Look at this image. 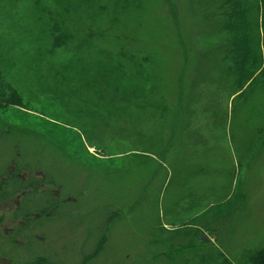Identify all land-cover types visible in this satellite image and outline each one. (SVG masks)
Wrapping results in <instances>:
<instances>
[{
	"label": "rangeland",
	"instance_id": "obj_1",
	"mask_svg": "<svg viewBox=\"0 0 264 264\" xmlns=\"http://www.w3.org/2000/svg\"><path fill=\"white\" fill-rule=\"evenodd\" d=\"M139 1L144 10L112 34L127 50L147 47L155 55L158 97L143 88L131 95L127 83L112 88L132 106L149 101L161 111L136 137L125 122L110 120L102 136L88 139L67 120V105L40 91L29 64L13 66L0 50V264L260 263L264 90L244 102L243 94L205 87L203 102L186 117L197 63L187 45L195 0ZM22 7L0 6L3 43L29 42ZM99 21V30L111 27L109 17ZM184 127L191 132L185 138L178 134ZM191 168L200 173L186 183ZM176 181L186 190L203 187V197L174 205L183 194Z\"/></svg>",
	"mask_w": 264,
	"mask_h": 264
},
{
	"label": "trees",
	"instance_id": "obj_2",
	"mask_svg": "<svg viewBox=\"0 0 264 264\" xmlns=\"http://www.w3.org/2000/svg\"><path fill=\"white\" fill-rule=\"evenodd\" d=\"M126 1L0 0L4 8L23 5L25 11L19 13V21L29 40L27 44L0 40V50L8 53V61L12 59L13 66L14 63L29 64L30 72L38 75L36 83L40 84V91L66 104L67 120L80 125L88 139L102 136L100 126H106L110 120L115 125L125 122L132 129V137H136L135 130L160 118L161 111L155 103L148 101L145 106H132L127 98L112 89L127 83L131 95L142 88L148 96L159 95L152 70L155 55L151 49L135 46L127 50L128 44L112 35L113 31L127 26L133 13L144 10L139 0ZM188 10L197 21L187 42L197 63L183 114L188 117L189 110L203 102L198 100L205 97L202 91L205 87L227 92L229 96L243 94L244 102L252 92L264 90V0H195ZM101 17L111 19L107 31L98 29ZM24 23L27 27H23ZM178 134L185 138L191 132L184 127ZM192 169L198 170L197 173L192 174ZM186 172L183 176L188 183L198 178L200 170L191 168ZM174 181L170 179L167 186ZM175 183L183 194L174 205L183 199L203 197V187L186 190L182 181ZM206 189L216 199L223 191ZM204 193L208 199L209 193ZM27 264L54 263L38 258ZM257 264H264V254Z\"/></svg>",
	"mask_w": 264,
	"mask_h": 264
}]
</instances>
